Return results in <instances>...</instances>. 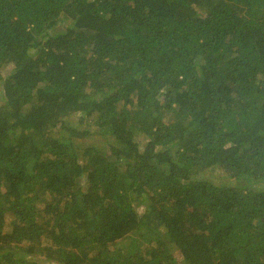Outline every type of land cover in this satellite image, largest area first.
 <instances>
[{
    "label": "trees",
    "instance_id": "trees-1",
    "mask_svg": "<svg viewBox=\"0 0 264 264\" xmlns=\"http://www.w3.org/2000/svg\"><path fill=\"white\" fill-rule=\"evenodd\" d=\"M0 264H264V0H0Z\"/></svg>",
    "mask_w": 264,
    "mask_h": 264
},
{
    "label": "rangeland",
    "instance_id": "rangeland-1",
    "mask_svg": "<svg viewBox=\"0 0 264 264\" xmlns=\"http://www.w3.org/2000/svg\"><path fill=\"white\" fill-rule=\"evenodd\" d=\"M3 102V99H2V94H1V91H0V103Z\"/></svg>",
    "mask_w": 264,
    "mask_h": 264
}]
</instances>
